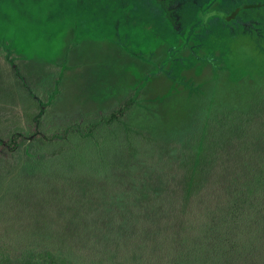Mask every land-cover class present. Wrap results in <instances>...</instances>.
<instances>
[{
  "label": "rangeland",
  "instance_id": "1",
  "mask_svg": "<svg viewBox=\"0 0 264 264\" xmlns=\"http://www.w3.org/2000/svg\"><path fill=\"white\" fill-rule=\"evenodd\" d=\"M164 1L177 33L189 3L204 7L200 26L174 36L161 11L149 19L132 0H98L93 17L76 0H0V133L57 137L26 141L0 179V260L167 264L176 232L197 221L167 211L181 196L171 185L183 188L189 145L211 110L264 85V53L243 38L262 33L264 7L229 19L205 0ZM131 96L122 124L72 131ZM260 248L238 263L263 264Z\"/></svg>",
  "mask_w": 264,
  "mask_h": 264
},
{
  "label": "trees",
  "instance_id": "2",
  "mask_svg": "<svg viewBox=\"0 0 264 264\" xmlns=\"http://www.w3.org/2000/svg\"><path fill=\"white\" fill-rule=\"evenodd\" d=\"M76 1L78 7L91 17L97 8L100 10L98 0ZM132 2L133 10L147 12L149 19L159 15L157 12L152 14L151 9L161 11V17L165 18L162 21L172 25L169 32L174 36L185 34L190 27L195 31L200 26L195 24V20L204 10L203 6L189 3L183 16L184 27L177 33L175 22L170 19L172 10L164 0ZM207 3L213 9L219 8V12L227 10L230 14L224 15L229 19H238L244 11L264 7V0H205ZM221 14H215L213 18ZM260 27L261 34L253 36L246 30L243 38L253 42L258 51L264 53V28ZM214 28L218 29L215 30L217 33L224 32L223 25ZM214 37L213 46L223 50L227 48L228 41ZM173 50L171 48L170 55ZM249 95L248 101L213 108L211 115L195 129L193 145L192 142L189 145L192 149L189 168L178 183L183 188L172 189L171 185L173 194H181L180 202L171 201L166 206L167 211L178 208L177 217L196 212L198 219L194 222L196 215H190L192 224L188 226L185 220L183 234L180 230L176 232L167 264H239L240 257L246 258L248 253L260 247L264 249V85ZM136 104V99L131 96L109 113L101 114L85 130L74 128L72 131L88 137L98 128L122 124ZM54 138L41 134L39 130L31 134L24 131L0 133V179L18 165L19 154L26 141ZM218 148L226 151L225 158L219 162ZM199 175L202 180L198 183ZM168 190L170 187L166 185L165 193ZM46 256L34 260L31 256L16 260L6 258L1 259L0 264H68L66 261L58 263L49 253Z\"/></svg>",
  "mask_w": 264,
  "mask_h": 264
}]
</instances>
